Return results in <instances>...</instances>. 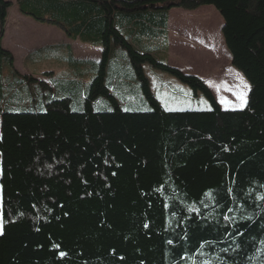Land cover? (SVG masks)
<instances>
[{
  "label": "trees",
  "instance_id": "trees-1",
  "mask_svg": "<svg viewBox=\"0 0 264 264\" xmlns=\"http://www.w3.org/2000/svg\"><path fill=\"white\" fill-rule=\"evenodd\" d=\"M14 2L102 47L85 93L73 81L18 73L3 46ZM205 5L223 16L232 64L250 83L244 108L225 110L201 77L128 36L148 14L166 30L171 9ZM118 50L143 104L131 91L124 107L108 80ZM5 64L38 93L12 90L11 108L32 110L6 111L0 88V264H264V0H0V72ZM146 66L201 92L211 108L167 110ZM242 80L228 70L219 86L226 106L241 104Z\"/></svg>",
  "mask_w": 264,
  "mask_h": 264
},
{
  "label": "crops",
  "instance_id": "crops-1",
  "mask_svg": "<svg viewBox=\"0 0 264 264\" xmlns=\"http://www.w3.org/2000/svg\"><path fill=\"white\" fill-rule=\"evenodd\" d=\"M148 15L151 16V18L142 17L141 19L149 20L148 23H150L151 25L148 26V23L146 24L140 21L136 22L137 26L131 29V32L130 34H128V36L130 37L132 42H134L140 49L149 51L156 55L158 58L160 54L159 52L163 51L168 63L172 64L174 63V61L179 63L184 59H188L191 57L192 52L194 51L204 52L206 55L212 52L213 54H218L221 50V46L224 47V49L227 47L223 34L225 20L218 9L213 5H205L196 10H186L183 8L171 9L165 15L167 19L166 30L159 29L150 22L153 18L155 20L158 19V15H154V17L151 14ZM24 23L28 24L27 22H23V20L21 19V21H19V24L17 23L15 27L20 28L21 24ZM29 25L31 27H34L31 24ZM159 33L163 34V37L160 36ZM64 34L68 36L66 33ZM43 36L44 38L49 36V39L51 40L48 41L52 42H50L51 44H46V46L44 47H39L37 50L30 49L24 52L23 61L25 67H23V71L25 72H22V68H20V65L17 63L16 55H14L12 50L9 49V51L14 55L15 69L21 75H32L38 79L46 81L50 85H53L55 80H61L62 82H76L79 84L78 86H80L79 88L81 89V91L85 93L87 87L95 77L96 65L100 62L102 57V47L97 43L87 42L81 38H72L70 36L68 37L71 38L72 42L75 44H71L70 41H68V43H57V38L56 36H54V32L51 31H44ZM80 42L83 45H89L92 48H98V50L90 49L88 47L85 48L83 45H80ZM46 48H50L49 50L55 53L57 55V58L60 59L58 61L59 66H54L49 70H29V60L31 61L32 59L36 58L38 60L46 59V53H43V50H45ZM76 52L78 54H76ZM122 57L124 62L123 67L124 69H126V71H128V73H125V71L122 76L118 75V79H115L114 83L116 86V90L127 95V99H134V97L128 95V92L135 91L136 95L138 92L136 99L143 104L141 95L139 91H137L139 90L138 82L131 76V73L129 72L130 70L128 68V61L124 56ZM72 58L76 60V64L74 66L71 63V61H73ZM145 70L146 72L152 71L153 73H156V71H154L155 69H152L149 66H146ZM46 72H53V74L45 75ZM196 74L201 76L202 79L204 78V76L200 73ZM149 79L152 90L156 97V90L160 91L161 94L165 93V87L163 86V84H161L162 82L159 83L156 80L153 82L150 77ZM204 80L206 79L204 78ZM133 84L135 86H133Z\"/></svg>",
  "mask_w": 264,
  "mask_h": 264
},
{
  "label": "rangeland",
  "instance_id": "rangeland-1",
  "mask_svg": "<svg viewBox=\"0 0 264 264\" xmlns=\"http://www.w3.org/2000/svg\"><path fill=\"white\" fill-rule=\"evenodd\" d=\"M25 8L28 10L34 11L38 14H42L41 11H39L32 3L28 2L25 4ZM23 20V22H27L28 24L24 23L21 24V27H15V25L19 21ZM29 24L33 25L34 27H31ZM41 31V32H40ZM44 31H51L54 32V36H56V42L57 43H68L70 41L71 44H75L72 42V39L66 36L60 29L56 28L53 25L50 24H43L35 19H33L30 16L24 15L18 10V4L17 2H14L13 6L9 9L8 13V26L5 38L3 40L4 47L8 50H12L14 55H16L17 63L20 65V68L25 67L23 57L24 52L26 50H37L39 47H44L46 44H51L48 41L49 36L44 38ZM160 36L163 37V34L159 33ZM81 43V42H80ZM80 45H83L82 43ZM85 48L95 49L98 50V48H92L89 45H83ZM50 48H46L43 50V53H46V59L38 60L32 59L28 62V68L31 71H37L40 70H46L50 69L54 66H59L58 61L60 60L57 58V55L53 53ZM225 52L227 54V60L225 65L223 58L225 56L212 53H208L207 55L204 52H192V55L188 59H184L183 61L177 63L174 61V63H169L170 65L182 70L186 74H192L199 76L196 73H200L204 76L206 80H203L207 83V85L210 87V89L213 91L215 97L220 102L221 106L225 110L229 109H241L244 108L246 104L241 106L239 104L236 107H228L226 106V103L222 101H227L224 95L222 94V90L219 88L220 83L229 84V82L225 81V79L228 77V70L232 69L234 70L240 79H243L244 83L248 85L246 92V102H247V95L250 91V83L238 68H236L232 64V54L229 51V49L226 47ZM124 51L118 50L117 53H114L111 57L110 64H109V71H108V80L112 81L114 79H117L119 74H122L124 70V62H123V55ZM159 60L160 61H167L165 58V53L163 51L159 52ZM76 54H78L76 52ZM55 58V59H54ZM168 62V61H167ZM223 64V65H222ZM222 65V66H221ZM59 68V67H56ZM156 73H153L152 71H147L149 77L153 80V82L156 80L159 83L163 84L165 87V93L161 94L160 91L156 90L157 97L161 100L163 106L167 110H207L210 109V102L209 100L201 93L195 94L193 90L184 82L173 76L172 74L160 70H154ZM60 76V75H59ZM160 77V78H159ZM201 77V76H199ZM61 78V77H60ZM59 78V79H60ZM21 82L19 80V76L15 74L11 67L9 65H4L3 70L0 72V88L2 92V98H3V109L6 111H27L32 109H21L19 107L11 108V105L8 104V101L11 98L12 90L19 89L25 94H34L38 93V89L34 88V86H31L29 89H22ZM55 86L58 91H61V84L55 83ZM133 86H135L133 84ZM59 95V94H58ZM126 95L125 94H118L119 102L122 103L124 107L128 106L126 101ZM133 101L135 99L132 98ZM1 162V161H0ZM1 164V163H0ZM0 175H1V167H0ZM0 204H1V187H0ZM3 230V222H2V215L0 214V233Z\"/></svg>",
  "mask_w": 264,
  "mask_h": 264
},
{
  "label": "snow or ice",
  "instance_id": "snow-or-ice-1",
  "mask_svg": "<svg viewBox=\"0 0 264 264\" xmlns=\"http://www.w3.org/2000/svg\"><path fill=\"white\" fill-rule=\"evenodd\" d=\"M244 88H245V89L248 88V85H247L246 83L244 84ZM237 96H238V99H239L240 102H241V106H243L244 104H246V99H245V97H246V92H240V93L237 94ZM222 102L227 103V101H222ZM262 198H264V197H262Z\"/></svg>",
  "mask_w": 264,
  "mask_h": 264
}]
</instances>
